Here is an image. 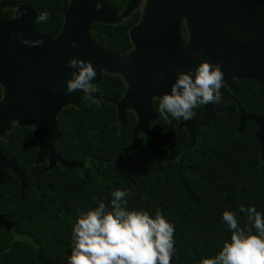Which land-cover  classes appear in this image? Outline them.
<instances>
[{
	"label": "trees",
	"instance_id": "obj_1",
	"mask_svg": "<svg viewBox=\"0 0 264 264\" xmlns=\"http://www.w3.org/2000/svg\"><path fill=\"white\" fill-rule=\"evenodd\" d=\"M1 1V0H0ZM15 6L28 5L37 16L47 11L50 18L35 21L36 31L57 37L63 27L69 0H8ZM127 0H110L121 12ZM12 16L13 11L7 10ZM140 20L136 13L120 25L95 24L93 37L114 54L133 50L130 29ZM80 108L70 106L58 119L61 139L56 152L63 160L80 166L58 165L42 172L48 162L37 164L39 146L34 128L15 126L0 147L8 160L27 177L24 197L21 182L6 171L9 182L0 186V216L16 227L0 229V264H67L71 253L72 226L76 218L103 200L110 206L112 191L129 189L127 207L155 215L157 209L175 226L176 254L171 264H199L214 256L231 233L222 221L224 211L236 214L241 226L246 217L239 205L255 206L264 213V159L257 139L259 126L247 122L242 133L236 103L197 132L190 142L187 130H179L178 119L156 120L149 135H134L137 117L127 111L119 120L117 107L128 85L123 75L104 74ZM237 96L221 88L222 99L241 104L247 115H264V89L254 81L238 82ZM3 90L0 87V100ZM158 109V99L154 102ZM194 109L193 120L201 117ZM158 112V111H157ZM144 199L141 200L140 196Z\"/></svg>",
	"mask_w": 264,
	"mask_h": 264
},
{
	"label": "water",
	"instance_id": "obj_2",
	"mask_svg": "<svg viewBox=\"0 0 264 264\" xmlns=\"http://www.w3.org/2000/svg\"><path fill=\"white\" fill-rule=\"evenodd\" d=\"M140 2L129 0L126 9L119 13L109 0H69L57 37L36 31V12L31 7H19L11 18L3 10L12 5L7 1L0 3V84L4 89L0 101V139H7L15 123L34 128L33 136L39 146L36 163L48 162L42 172L58 165L66 169L80 166L59 157L55 147L61 139V112L70 106L80 108L87 100L82 90L71 94L65 91L73 71L66 67V61L73 57L93 63L97 72L92 81L95 86L102 82L104 74L124 76L128 90L120 101L113 103L123 123L127 111L136 115L134 135L148 136L152 122L165 121L155 112L153 99L170 92L178 73L198 66L192 54L200 56L201 62L220 63L224 85L235 95V79L255 81L264 89V0H147L142 21L130 31L132 51L114 54L93 37V25H120L138 9ZM183 19L191 28L188 47L181 38ZM17 32L23 33L25 39H42L43 44L28 46L19 36L13 40L12 34ZM233 32L242 39L233 36ZM247 35L249 40H244ZM73 41L77 47H72ZM91 96L89 99L99 100L95 94ZM226 103L201 105V121L193 124L190 119H178V129L187 130L190 142L196 143L198 130L222 114ZM239 118L240 133L248 121L259 126L257 139L264 159V115L247 116L240 108ZM6 170L19 179L24 197L28 179L0 147V186L9 181ZM15 227V223L0 216V229L11 232Z\"/></svg>",
	"mask_w": 264,
	"mask_h": 264
},
{
	"label": "clouds",
	"instance_id": "obj_3",
	"mask_svg": "<svg viewBox=\"0 0 264 264\" xmlns=\"http://www.w3.org/2000/svg\"><path fill=\"white\" fill-rule=\"evenodd\" d=\"M49 18L50 13L43 11L36 19L45 22ZM17 36L28 46L43 44L42 39H25L20 32L11 38L15 40ZM72 47H77L75 41ZM66 67L73 69L66 82L68 94L82 90L84 99H89L99 91L92 83L97 72L91 61L73 57L66 61ZM221 69L218 62L203 61L186 73H178L170 92L158 98V114L165 120L170 115L187 121L198 106L219 103L224 85ZM132 195L129 189L117 188L111 193L110 206L93 197L96 206L82 212L72 226L67 264H171L176 254L175 226L159 209L154 216L145 210H130L128 197ZM140 199H144L143 195ZM239 212L246 217L243 226L235 213H222L230 238L214 256L202 257L199 264H264V213L243 204Z\"/></svg>",
	"mask_w": 264,
	"mask_h": 264
},
{
	"label": "flooded vegetation",
	"instance_id": "obj_4",
	"mask_svg": "<svg viewBox=\"0 0 264 264\" xmlns=\"http://www.w3.org/2000/svg\"><path fill=\"white\" fill-rule=\"evenodd\" d=\"M2 1H7L8 3H10L11 5H12V7H9V8H5L4 10H3V13H4V15L5 16H7V17H11V18H13V17H15V15H16V11H17V9L19 8V7H22V6H28V5H21V6H15L13 3H11L10 1H8V0H1L0 1V3L2 2ZM128 1L129 0H127L126 1V3H125V7H124V9L121 11V12H119V10L116 8V6H114V5H112L111 4V2H110V0H109V3L115 8V9H117V11L119 12V13H122L125 9H126V7H127V5H128ZM28 7H30V6H28ZM146 7H147V0H141V2H140V4H139V7H138V9L131 15V17L130 18H132L136 13H138L139 15H140V20H139V22L135 25V26H133L132 28H134V27H136L141 21H142V18H143V15H144V13H145V10H146ZM7 10H11V11H13V15L12 16H9V15H7L5 12L7 11ZM129 18V19H130ZM129 19H127V20H129ZM127 20H125V21H127ZM131 28V29H132ZM131 29H130V31H131ZM190 31H191V28L189 27V24L187 23V21H186V19H183L182 21H181V25H180V32H181V38H182V41H183V43H184V45L186 46V47H188L189 45H190V40H191V34H190ZM234 34H233V36H235L236 38L237 37H241L240 39H242V37L243 36H241V35H237V34H235V32H233ZM246 39H244V40H249L248 38H249V35H247L246 37H245ZM191 57L193 58V59H195L196 61H197V63H201V57L200 56H194L193 54L191 55ZM240 81H243V82H246V83H250V81L251 80H234V82H235V85H236V90H237V94L235 95V94H233L229 89H228V87L226 86V85H223V86H225L227 89H228V91L231 93V95H233V96H237L238 94H239V91H238V89H237V84H238V82H240ZM253 82V81H252ZM254 83H257V82H255L254 81ZM260 85V84H259ZM0 87L2 88V90H3V94H4V89H3V87L1 86V84H0ZM263 89V88H262ZM3 99V96H2V98H1V100ZM158 98H154L153 99V107H154V102L157 100ZM0 100V101H1ZM221 101H227V103L223 106V112H224V108H225V106L227 105V104H229L230 102H232L233 101V103H236V107H237V109H238V112H239V110H240V108H242V106H241V104H239L238 102H236L235 100H233V99H230V98H225V99H221ZM200 107H201V105H200ZM201 109H202V107H201ZM243 109V108H242ZM154 110H155V108H154ZM244 110V109H243ZM245 111V110H244ZM155 112L156 113H158L156 110H155ZM201 117H200V119L198 120V121H194L193 120V118H191L190 120H191V122L193 123V124H196V123H198V122H200L201 121V119L203 118V109L201 110ZM246 113V112H245ZM247 115V114H246ZM219 116V115H218ZM217 116V117H218ZM247 116H252V115H247ZM216 117V118H217ZM255 117H257V116H255ZM215 118V119H216ZM249 122V121H248ZM17 124L15 123V124H13V129H14V127L16 126ZM18 126V125H17ZM13 131V130H12ZM11 131V132H12ZM10 132V133H11ZM9 133V134H10ZM9 134H8V136H9ZM7 139H8V137H7ZM7 139H5V140H7ZM0 140H3V139H0ZM5 140H3V141H5ZM7 171V170H6ZM6 171H5V173H6ZM9 171V170H8ZM14 174V173H13ZM7 175V174H6ZM15 175V174H14ZM8 176V175H7ZM9 177V176H8ZM9 182V181H8Z\"/></svg>",
	"mask_w": 264,
	"mask_h": 264
},
{
	"label": "rangeland",
	"instance_id": "obj_5",
	"mask_svg": "<svg viewBox=\"0 0 264 264\" xmlns=\"http://www.w3.org/2000/svg\"><path fill=\"white\" fill-rule=\"evenodd\" d=\"M120 73H116V74H112V75H119ZM120 75H122V74H120ZM45 162H47V160H45Z\"/></svg>",
	"mask_w": 264,
	"mask_h": 264
}]
</instances>
